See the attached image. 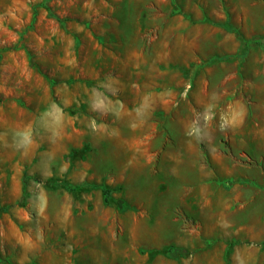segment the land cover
Masks as SVG:
<instances>
[{"label": "rangeland", "instance_id": "374dc122", "mask_svg": "<svg viewBox=\"0 0 264 264\" xmlns=\"http://www.w3.org/2000/svg\"><path fill=\"white\" fill-rule=\"evenodd\" d=\"M109 1L0 0V264H264L263 164L251 166L255 180L240 173L205 182L211 187L201 200L188 198L191 191L181 202L183 192L175 191L179 210L204 208L179 216L188 241L180 262L138 254L117 212L95 192L105 183L115 190L111 198L143 204L141 165L121 179L117 147H165L178 111L223 128L234 111V124L264 130L260 115H246L251 103L257 113L264 109V0ZM223 26L256 41L244 52ZM128 29L139 30L138 38L128 40ZM129 42L143 48L141 68L124 66L134 57L122 52ZM100 92L105 132L88 100ZM142 98L153 113L141 132L115 128L117 116L140 108ZM98 141L112 143L103 181L90 176L99 168L88 157ZM146 182L161 206L170 205L168 181Z\"/></svg>", "mask_w": 264, "mask_h": 264}, {"label": "crops", "instance_id": "0c3cea01", "mask_svg": "<svg viewBox=\"0 0 264 264\" xmlns=\"http://www.w3.org/2000/svg\"><path fill=\"white\" fill-rule=\"evenodd\" d=\"M110 1L113 2L114 0ZM122 1H125L127 6H134L140 3L150 4L158 0ZM128 12H130L129 8H127ZM138 19L139 17L128 18V20L133 21ZM126 33L128 40L136 39L139 36V30L128 29ZM172 43L173 46L178 45L177 42ZM170 44L168 43L167 45ZM142 51L143 48L141 50L138 43L129 42L127 48L122 50V52L134 53V57L126 60L124 66L126 68H141L143 62L138 57H140ZM100 93H89L88 100L91 109L100 118V121L98 120L96 123V128L105 132L109 129V123L104 121L105 116H107L106 98L104 93ZM154 97L152 96L153 99ZM145 101L147 100L142 98L140 108L127 109V112L119 114L115 120V128H119L120 131L128 128L135 132H141L144 117L152 116L153 113L152 110L146 109L148 103ZM258 109H261V106ZM255 110L256 105L251 103L247 106L246 115L249 116L250 113L253 118L260 115L264 122V109L260 111L263 113H257ZM173 116L174 119L168 126L169 140L165 147H158L155 142L134 144L128 141H121L119 147H117L119 150L121 179L128 180V170L136 167L137 171L138 165H141V170L137 175H141V179L144 181L142 188L139 189L144 203L141 205L138 204L139 202H136L137 204L131 203L129 198L121 195L119 205L114 202L103 205L104 208L108 207L112 211L117 212L120 228L125 232V237L131 244L135 245L138 254L147 256V261H154L157 257H163L169 261L179 260L180 262L187 258L186 256L171 259L160 252V250L170 246L186 250L188 241L181 231V223L178 222L179 216L184 219L186 213L190 211L194 214L195 212L204 213V208L200 204L197 210L196 208L193 211L190 210V206L183 207V211L179 210L178 206L180 204H177L178 201L174 198L176 190L179 194L183 192L181 202H185V196L191 191L192 194L188 198L201 200L206 197L205 191L211 187L205 182L218 181L220 179L232 181L240 173L247 180H255L256 170L252 167L256 166L257 163L264 165V130L261 132L257 131L254 126L248 127L234 124L235 119L239 121L238 117H234V111H229L225 119L228 123L226 128L211 125L207 121L208 118H199L197 115L188 112L181 114L178 111ZM252 121L255 123L254 120ZM111 150V142L98 141L91 146L88 157H90L93 165L99 167L90 174L95 181H103L105 179V172L111 165ZM240 164H246V167L240 169ZM261 173L264 174V169H261ZM160 174L163 176L160 177ZM138 177L136 176L137 181H139ZM148 180H165L169 182L168 186L171 187V193L169 192L167 197L170 205H160L158 198L161 195L155 191L154 185L153 188L152 185L148 186L146 182ZM103 185L106 184L103 183ZM97 191L102 194L100 187L95 189V192ZM117 199L113 198V200ZM194 206L195 204L191 208Z\"/></svg>", "mask_w": 264, "mask_h": 264}, {"label": "trees", "instance_id": "16d2710c", "mask_svg": "<svg viewBox=\"0 0 264 264\" xmlns=\"http://www.w3.org/2000/svg\"><path fill=\"white\" fill-rule=\"evenodd\" d=\"M223 28H225L226 30H228L231 33H234L239 39L242 40L243 45H244V52L247 50L249 43H251V42L255 43V41H256V38H254L253 40L246 41L243 38H241V36H239V34L234 29L226 28V26H223ZM26 180H27L26 178H23V189L26 186V182H27ZM97 187H100V189H101L104 204L108 205V204H111L114 202L116 205H119L120 201L119 200H113V198H111V196H110L111 192L115 191V190H112L103 184L101 186H97ZM73 188H74V186L66 185V189L68 191H74ZM24 194H26V192H23V195ZM263 246H264V244H263ZM160 252L163 253L165 256L171 258V259H178L179 257H186L188 255L187 250H185L183 248H178L175 246L166 247V248L160 250Z\"/></svg>", "mask_w": 264, "mask_h": 264}]
</instances>
